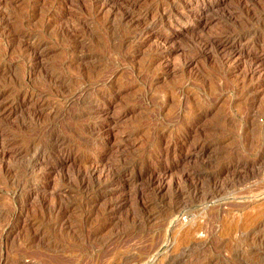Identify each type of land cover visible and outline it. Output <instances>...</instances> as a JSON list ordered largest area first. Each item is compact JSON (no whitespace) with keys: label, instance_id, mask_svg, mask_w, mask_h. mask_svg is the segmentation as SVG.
Returning a JSON list of instances; mask_svg holds the SVG:
<instances>
[{"label":"rangeland","instance_id":"rangeland-1","mask_svg":"<svg viewBox=\"0 0 264 264\" xmlns=\"http://www.w3.org/2000/svg\"><path fill=\"white\" fill-rule=\"evenodd\" d=\"M0 264H264V0H0Z\"/></svg>","mask_w":264,"mask_h":264},{"label":"bare ground","instance_id":"bare-ground-1","mask_svg":"<svg viewBox=\"0 0 264 264\" xmlns=\"http://www.w3.org/2000/svg\"><path fill=\"white\" fill-rule=\"evenodd\" d=\"M109 1V0H108ZM207 50V49H206ZM255 68V67H254ZM262 254V253H261Z\"/></svg>","mask_w":264,"mask_h":264}]
</instances>
